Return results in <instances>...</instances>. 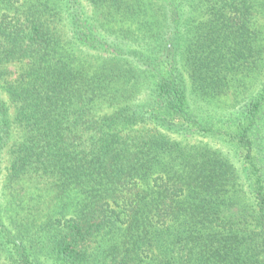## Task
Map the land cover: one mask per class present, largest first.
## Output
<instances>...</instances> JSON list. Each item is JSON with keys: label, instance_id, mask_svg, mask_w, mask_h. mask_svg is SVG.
I'll list each match as a JSON object with an SVG mask.
<instances>
[{"label": "trees", "instance_id": "1", "mask_svg": "<svg viewBox=\"0 0 264 264\" xmlns=\"http://www.w3.org/2000/svg\"><path fill=\"white\" fill-rule=\"evenodd\" d=\"M0 264H264V0H0Z\"/></svg>", "mask_w": 264, "mask_h": 264}]
</instances>
